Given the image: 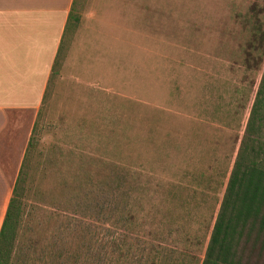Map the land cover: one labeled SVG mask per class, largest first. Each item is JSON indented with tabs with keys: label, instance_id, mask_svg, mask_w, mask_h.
Instances as JSON below:
<instances>
[{
	"label": "rangeland",
	"instance_id": "rangeland-1",
	"mask_svg": "<svg viewBox=\"0 0 264 264\" xmlns=\"http://www.w3.org/2000/svg\"><path fill=\"white\" fill-rule=\"evenodd\" d=\"M263 68L264 0H75L8 264H102L114 225L194 264Z\"/></svg>",
	"mask_w": 264,
	"mask_h": 264
},
{
	"label": "trees",
	"instance_id": "trees-1",
	"mask_svg": "<svg viewBox=\"0 0 264 264\" xmlns=\"http://www.w3.org/2000/svg\"><path fill=\"white\" fill-rule=\"evenodd\" d=\"M69 21L70 14L64 36ZM61 47L62 44L52 66V74ZM33 127L0 228V264H8L17 232L22 184L26 180L24 168L28 153L34 145ZM127 228L126 225L123 229L114 225L115 230L122 229L116 234L113 233V227L112 230L107 229L106 249L103 256L98 258L99 260L106 254L102 264H164L165 261H170L166 264H183L170 258L163 259L164 247L163 250H155L148 241L135 239V242L126 233L129 230ZM262 251L264 252V68L203 256L197 258L194 264H259ZM254 254L258 258L251 263Z\"/></svg>",
	"mask_w": 264,
	"mask_h": 264
},
{
	"label": "crops",
	"instance_id": "crops-1",
	"mask_svg": "<svg viewBox=\"0 0 264 264\" xmlns=\"http://www.w3.org/2000/svg\"><path fill=\"white\" fill-rule=\"evenodd\" d=\"M75 0H0V228Z\"/></svg>",
	"mask_w": 264,
	"mask_h": 264
}]
</instances>
